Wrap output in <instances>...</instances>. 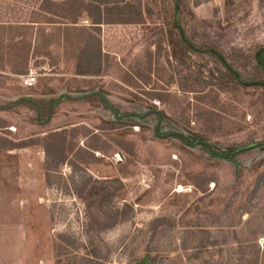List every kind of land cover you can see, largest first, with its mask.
I'll list each match as a JSON object with an SVG mask.
<instances>
[{
  "label": "rangeland",
  "instance_id": "374dc122",
  "mask_svg": "<svg viewBox=\"0 0 264 264\" xmlns=\"http://www.w3.org/2000/svg\"><path fill=\"white\" fill-rule=\"evenodd\" d=\"M66 1L0 0V264H264V147L213 157L145 115L214 154L264 142V87L199 77L165 25L177 4L188 36L245 77L264 0H131L134 25L65 23ZM93 91L144 116L114 124L98 99L63 98ZM58 97L41 125L25 102L7 107Z\"/></svg>",
  "mask_w": 264,
  "mask_h": 264
},
{
  "label": "trees",
  "instance_id": "16d2710c",
  "mask_svg": "<svg viewBox=\"0 0 264 264\" xmlns=\"http://www.w3.org/2000/svg\"><path fill=\"white\" fill-rule=\"evenodd\" d=\"M67 8L63 12L65 23H76V20L81 16H86L90 23H104V24H140L144 22V15L142 8L136 6L131 0H67ZM147 13L150 15L152 11L146 8ZM170 17L165 21V25L169 28L166 37L167 44L170 49V54L180 64L186 65L196 71L199 77H202L209 82H220L230 83L231 86L247 88L250 86L264 87V45L258 47L252 56V71L253 73L248 76H242L237 69L232 67L226 60V58L220 53L218 48L213 45H198L195 40L188 36L185 28L183 27L180 20L177 19V14L180 13V8L176 4L171 9ZM75 29L77 26H69ZM160 47V45L158 46ZM160 48L157 49L159 53ZM201 58H197V57ZM212 57L221 68L216 71L213 66L208 63V58ZM250 70V69H249ZM261 72V73H260ZM155 97L159 98L158 95ZM69 100H80V99H98L102 105L109 110L113 115L112 122L114 124L124 121L127 118H142L144 115L133 114V113H122L119 108L114 106L113 103L107 98V96L100 91L93 92H82L76 96H63ZM25 102L28 104L33 112V121L36 124H44L49 122V118L53 115L54 107L61 102V98H54L46 100L43 104L31 99V98H19L7 107L14 106ZM154 115L156 118L155 131L157 136L167 135L175 137L181 140L184 144L192 146L196 145L208 151L213 157L224 154H214V147L206 142L202 137L196 135L187 136L182 133H162L159 130L161 121L164 120L165 116L158 111L155 107L152 110L145 113V115ZM144 120H139L137 123H142ZM103 129V128H101ZM260 144V145H258ZM256 146L264 147V142L254 143ZM250 145V146H253ZM248 147V146H245ZM244 148V147H242ZM240 149V148H238ZM236 149V150H238ZM234 152V151H233ZM60 153H59V156ZM225 159L231 160L232 156L225 157ZM61 162L58 159L55 164ZM51 165V163H50ZM101 201H98L97 205L101 207ZM115 220V219H114ZM149 257V256H148ZM153 262L152 258L149 257V263Z\"/></svg>",
  "mask_w": 264,
  "mask_h": 264
},
{
  "label": "built area",
  "instance_id": "2783aa9c",
  "mask_svg": "<svg viewBox=\"0 0 264 264\" xmlns=\"http://www.w3.org/2000/svg\"><path fill=\"white\" fill-rule=\"evenodd\" d=\"M35 83H36V77L32 73L21 77V84L25 88H31L32 86H34Z\"/></svg>",
  "mask_w": 264,
  "mask_h": 264
},
{
  "label": "water",
  "instance_id": "95a60500",
  "mask_svg": "<svg viewBox=\"0 0 264 264\" xmlns=\"http://www.w3.org/2000/svg\"><path fill=\"white\" fill-rule=\"evenodd\" d=\"M258 145H260V144H258ZM251 147H254V145H253V146L244 147V148H240V149L235 150L234 152H232V153H230V154H225V155H223V156H224V157H230V156H232V155H235V154H238V153H240V152H242V151H245L246 149H249V148H251ZM218 156H222V155H218ZM144 260H147V258H144Z\"/></svg>",
  "mask_w": 264,
  "mask_h": 264
}]
</instances>
